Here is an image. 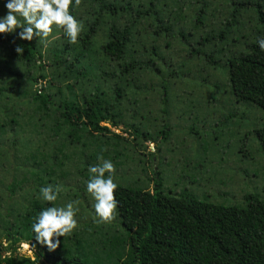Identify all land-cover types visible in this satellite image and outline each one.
Instances as JSON below:
<instances>
[{
  "label": "rangeland",
  "instance_id": "obj_1",
  "mask_svg": "<svg viewBox=\"0 0 264 264\" xmlns=\"http://www.w3.org/2000/svg\"><path fill=\"white\" fill-rule=\"evenodd\" d=\"M6 2L0 0V17L7 14ZM109 5L116 9L110 11ZM260 11L264 0H82L79 7L72 0L71 14L84 25L77 43L54 27L50 43L36 39L41 60L27 66L12 56L11 43L0 39L2 246L12 247L6 229L33 199L47 202L41 188L59 186L54 207L79 201L77 229L59 239H79L91 256L114 264L103 244L125 238L124 232L117 213L111 223L98 222L95 200L86 187L89 167L102 160L112 161L114 181L121 186L153 192L158 179L165 194L185 190L226 206H243L244 197L252 193L264 197V155L253 133L264 126V113L235 104L225 64L229 55L245 50V43L264 37ZM199 16L201 24L196 23ZM95 22L84 47V33ZM112 26L130 29L126 54L117 62L102 50ZM20 31L0 35L19 36ZM54 51L68 60L55 65ZM205 55H212L216 64L208 63ZM131 59L137 66L121 74L120 64ZM41 89L57 104L105 92L116 105L114 123H101L109 133L102 137L83 131L77 141L55 107L49 118L36 109L30 94ZM13 248L5 255L34 259L38 254L27 243Z\"/></svg>",
  "mask_w": 264,
  "mask_h": 264
},
{
  "label": "trees",
  "instance_id": "obj_2",
  "mask_svg": "<svg viewBox=\"0 0 264 264\" xmlns=\"http://www.w3.org/2000/svg\"><path fill=\"white\" fill-rule=\"evenodd\" d=\"M107 9L114 11L116 8L109 5ZM259 13L264 14V11ZM196 23L201 24L200 16ZM95 26L96 22L92 23L84 33V47L89 45ZM164 30L167 33L168 27ZM0 39L10 42L12 56L27 66L41 60L36 47L37 38L29 42L19 36L0 35ZM260 39L264 37H255L245 43V50L229 55L225 64L235 99L264 113V50L259 47ZM129 41V27L118 29L112 26L102 45L103 53L111 61H121ZM17 46L24 48L22 55L15 51ZM196 53L200 54V50ZM59 55V51L53 52V63L57 66L68 60H62ZM205 59L216 64L212 55H205ZM136 66L131 59L128 64H120V73L129 74ZM7 69L11 72L9 65ZM115 94L118 99L121 90L115 89ZM30 100L47 118L55 107L61 124L77 141L78 133L83 131L105 137L109 129L101 123H114L116 117V105L105 92L83 95L81 101L62 99L57 104L51 94L41 89L32 92ZM253 133L264 155V126ZM142 135L145 137L147 133ZM155 182L153 192L118 185L116 213L125 238L116 237L103 244L105 248L108 245V261L115 259L114 264H264V197L252 193L244 197L243 206H226L198 199L185 190L177 195L165 194L160 181ZM54 205L55 202L41 203L33 199L17 223L7 227V242L12 247H3L0 242V264H52L48 257L60 259L65 264H103L99 256H91L85 250L79 239H60V247L55 251H49L46 245L36 241L32 225L42 210ZM20 243H27L37 251L34 259L5 255Z\"/></svg>",
  "mask_w": 264,
  "mask_h": 264
},
{
  "label": "clouds",
  "instance_id": "obj_3",
  "mask_svg": "<svg viewBox=\"0 0 264 264\" xmlns=\"http://www.w3.org/2000/svg\"><path fill=\"white\" fill-rule=\"evenodd\" d=\"M82 0H75L79 7ZM72 0H7V14L0 17V34L13 33L17 29L19 38L33 41L39 38L47 45L51 41L53 28H62L71 43H77L84 25L71 14ZM23 21V22H22ZM54 39V38H53ZM264 50V39L258 40ZM15 51L22 55L24 48L17 46ZM115 166L111 160H102L98 166H90L92 173L87 181V192L94 198L95 213L100 223H111L116 218L119 201L115 197L118 184L114 181ZM108 174L107 176L105 174ZM45 201L53 203L57 200L61 188L51 185L41 188ZM78 200L70 201L64 207H47L42 210L32 225L36 241L46 245L49 251L60 247V237L70 236L78 227L76 214Z\"/></svg>",
  "mask_w": 264,
  "mask_h": 264
},
{
  "label": "flooded vegetation",
  "instance_id": "obj_4",
  "mask_svg": "<svg viewBox=\"0 0 264 264\" xmlns=\"http://www.w3.org/2000/svg\"><path fill=\"white\" fill-rule=\"evenodd\" d=\"M234 101H235V104L241 103V102L237 101L236 99ZM48 260H50L52 262V264H61V260L54 258V257H48Z\"/></svg>",
  "mask_w": 264,
  "mask_h": 264
},
{
  "label": "water",
  "instance_id": "obj_5",
  "mask_svg": "<svg viewBox=\"0 0 264 264\" xmlns=\"http://www.w3.org/2000/svg\"><path fill=\"white\" fill-rule=\"evenodd\" d=\"M61 264H65L64 261H61Z\"/></svg>",
  "mask_w": 264,
  "mask_h": 264
}]
</instances>
